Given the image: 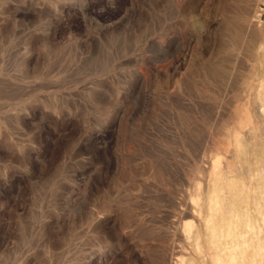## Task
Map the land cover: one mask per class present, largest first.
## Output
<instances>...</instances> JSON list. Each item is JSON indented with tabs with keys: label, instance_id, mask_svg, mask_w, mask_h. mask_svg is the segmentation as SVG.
Segmentation results:
<instances>
[{
	"label": "rangeland",
	"instance_id": "obj_1",
	"mask_svg": "<svg viewBox=\"0 0 264 264\" xmlns=\"http://www.w3.org/2000/svg\"><path fill=\"white\" fill-rule=\"evenodd\" d=\"M161 1L136 0L154 19L139 28L125 15L131 0H0V264H76L82 250L103 254L90 264H264V50L250 44L260 30L264 44V0ZM255 19L258 32L246 34ZM100 27L92 48L87 32ZM174 37L166 53L152 44ZM90 134L106 144L90 146ZM104 147L153 170L119 178L111 156L108 185L119 191L83 188ZM100 207L114 211L132 251L89 228Z\"/></svg>",
	"mask_w": 264,
	"mask_h": 264
},
{
	"label": "bare ground",
	"instance_id": "obj_2",
	"mask_svg": "<svg viewBox=\"0 0 264 264\" xmlns=\"http://www.w3.org/2000/svg\"><path fill=\"white\" fill-rule=\"evenodd\" d=\"M177 1V0H176ZM182 1H184V0H182ZM256 2H255V6L257 7V4L259 3V1H261V0H255ZM160 2H162L161 0H160ZM185 2V1H184ZM193 2V1H192ZM190 4H192L191 3V1L189 2ZM175 4V3H174ZM184 4V3H183ZM187 4V3H186ZM130 6H131V8H129V9H126V11H125V15H126V17L128 18V25H138V27L139 28H141L140 26H142V24H143V22H145V21H149L150 23H152V24H154V19H153V17H152V15H149L148 14V16H147V12L146 13H144L145 11H144V8L141 6V5H139L138 4V2H136V0H131V2H130V4H129ZM158 6L160 5V3H158L157 4ZM156 5V6H157ZM178 5V7H179V4H177ZM181 5V4H180ZM189 5V4H188ZM187 5V6H188ZM27 7H28V9L29 10H31V11H33V7H32V4L31 5H26ZM252 7V8H254L253 10H251V6H250V12L249 13H252V14H256V10H257V8L256 7ZM162 7V6H161ZM149 8H150V6H149ZM183 8H184V6H183ZM182 8V9H183ZM188 8V7H187ZM158 9V8H157ZM181 9V10H182ZM189 9V8H188ZM190 9H193V7H190ZM26 10V9H25ZM180 10V9H179ZM159 11V10H158ZM82 12H83V10H82ZM143 13V14H142ZM144 14H146V15H144ZM258 14V13H257ZM251 18H253L252 16H250ZM162 18V17H161ZM255 18H256V15H255ZM248 19H249V17H248ZM248 19H246V20H248ZM252 20V19H251ZM83 21H84V19H83ZM245 21V20H244ZM243 22V21H242ZM241 22V23H242ZM248 22H249V20H248ZM94 24H96V23H94ZM220 24V23H219ZM260 24V23H259ZM259 24L256 22V19H255V21L253 20V21H250V23H249V25H248V27H247V30H246V28L244 29V30H246L247 31V33L246 34H249V32H251V31H254V32H258V27H259ZM97 25V24H96ZM117 25V24H116ZM211 25V24H210ZM210 25H208V26H210ZM243 25V24H242ZM98 26V25H97ZM118 26H120V25H118ZM223 27V26H222ZM116 28V27H115ZM133 27H129V30L130 31H132L131 29H132ZM143 28V27H142ZM211 27H207L206 28V31L208 32V30L210 29ZM221 28V27H220ZM219 28V29H220ZM243 28H244V26H243ZM243 28L241 29V28H239V29H241V30H243ZM119 29V28H118ZM127 30V29H126ZM138 30V29H137ZM143 30V29H142ZM256 30V31H255ZM103 31V28H99V29H97V31H96V35L95 34H93V33H90V32H87V35H88V40L90 41V43L92 44V48L93 47H96V45H97V43H98V37L99 36H102L103 34L101 33ZM128 31V30H127ZM210 31H211V29H210ZM244 32V31H243ZM254 32H253V34H254ZM260 32V34L258 35H256V36H252L253 38H252V40H251V43L250 44H252V46H253V48L255 49V50H257L258 49V52L259 51H261V49L262 50H264V44L262 45L261 43H262V40H261V30L259 31ZM106 33V32H105ZM128 33V32H127ZM130 33V32H129ZM139 33V32H138ZM204 33H206V32H204ZM239 33H240V31H239ZM245 33V32H244ZM100 34H102V35H100ZM243 34V33H242ZM251 34V33H250ZM253 34H251V35H253ZM237 35H239V34H237ZM245 35V34H244ZM243 35V36H244ZM105 36H106V34H105ZM104 36V37H105ZM242 36V37H243ZM246 36H248V35H246ZM242 39V38H241ZM245 39H247V37H245ZM250 39V38H249ZM168 40H169V38H168ZM177 37H174L173 39H171L170 41H169V43H168V45H165L164 44V42H163V40H162V42L160 43V42H156V41H152V44L155 46H159L160 48H161V50L162 51H164V53H166V52H168V50L172 47V46H174V45H176V42H177ZM244 41V40H243ZM102 42V41H101ZM150 42V41H149ZM245 45H246V43H245ZM244 45V46H245ZM210 46V45H209ZM243 46V45H242ZM243 46V47H244ZM206 47H208V46H206ZM246 47V46H245ZM211 48V47H210ZM247 48V47H246ZM249 48H251L250 46H249ZM205 49V48H204ZM240 49H241V47H240ZM255 50H254V52H255ZM207 51V50H206ZM241 51H243V50H241ZM205 52V51H204ZM240 52H238V54H239ZM248 53V52H247ZM257 53V52H256ZM205 54H207V53H205ZM252 54V53H251ZM259 54V53H258ZM240 55V54H239ZM247 55V54H246ZM249 55H250V53H249ZM238 56V55H237ZM249 57V56H248ZM237 58V57H236ZM239 58H240V56H239ZM246 58V57H245ZM158 60V59H157ZM181 60V59H180ZM184 60V59H183ZM187 60V59H186ZM185 60V61H186ZM239 60V59H238ZM247 60V59H246ZM254 60V59H253ZM174 61V60H173ZM177 61V60H176ZM236 62V61H235ZM183 63V62H182ZM185 63V62H184ZM186 63H187V61H186ZM235 64H238V63H235ZM175 65V64H174ZM184 65V64H183ZM157 66V65H156ZM171 66V65H170ZM181 65H179V67H180ZM148 67V66H147ZM169 67V66H168ZM173 67V66H172ZM175 67V66H174ZM173 67V68H174ZM165 68H167V67H165ZM167 69H169V68H167ZM172 69V68H171ZM163 70V69H162ZM173 70V69H172ZM171 70V71H172ZM165 71H166V69H165ZM165 71H163V72H165ZM149 72H150V74L152 75V76H154V77H156V76H158V75H160V72H162L160 69H158V68H156V67H149ZM166 73H168V72H166ZM171 73V72H170ZM172 73H173V71H172ZM162 74V73H161ZM163 76V75H162ZM161 76V77H162ZM172 76V75H171ZM170 76V77H171ZM159 77V76H158ZM164 78H165V76H163ZM162 77V78H163ZM167 77V76H166ZM174 77V76H173ZM153 78V77H152ZM156 79H157V77H156ZM171 79H173V78H171ZM167 80V79H166ZM146 81H147V77H145L144 76V74H142V73H140L137 77H136V80H135V86L136 87H139V88H143L145 85H146ZM169 83L170 82H172L171 80L170 81H168ZM163 83H166V84H162V85H167V82H164L163 81ZM108 86V85H107ZM147 87V86H146ZM164 88V87H163ZM167 88V87H166ZM141 90V89H140ZM148 90V89H147ZM142 91V90H141ZM151 91V90H150ZM142 95V94H141ZM251 134V133H250ZM255 134V133H254ZM238 136H239V134H237ZM210 136V135H209ZM101 137V136H100ZM99 136L98 137H96L94 134H90V135H88V142L89 143H91V145L90 146H92V145H96V146H98V145H100L101 143H103V145L104 144H106V142H104V139L103 138H100ZM211 137V136H210ZM240 137V136H239ZM107 139V138H106ZM211 139V138H210ZM209 139V142L211 141ZM235 139H236V137H235ZM256 139H257V137H256ZM237 141H238V139H236ZM235 140V141H236ZM106 141V140H105ZM115 141V140H114ZM110 142V141H109ZM212 143V142H211ZM205 144V143H204ZM206 144H208L207 142H206ZM95 146V147H96ZM94 147V146H93ZM205 147H207L208 148V145L207 146H205ZM240 144H238V148L240 149ZM204 148V147H203ZM209 148H210V146H209ZM92 149V148H91ZM100 149V148H99ZM204 149H206V148H204ZM203 149V150H204ZM211 149V148H210ZM88 151V150H87ZM101 151H104L105 152V156H106V159L107 160H105V161H103V162H101V163H98V164H96V165H94V167H95V173H89V175H87V183H86V185H85V183H84V185H85V187H83V188H86V189H88V190H91L92 188H96V190L97 189H99V188H101L100 186H103L102 188H104V186L106 185L107 187L109 186L108 185V183H109V180L108 179H110L109 178V173H110V171H111V169H112V161H111V156H114L115 157V170H116V174L118 175V174H120V176H119V178H123L124 177V175H131V174H136V176H139V177H141V176H143V175H145L148 171H152L153 170V167L151 166V165H148V164H145V163H143V161H142V163L140 164H137V163H135V157L136 156H133L131 153L132 152H130V154H125V153H122L123 154V156H120V155H117L118 154V152H117V150L116 151H114V153H112L111 152V150L109 151V149L107 148V147H104L103 149H101ZM205 152V151H204ZM203 152V153H204ZM225 152V151H224ZM230 152V151H229ZM101 153V152H100ZM103 153V152H102ZM209 152H207V154H208ZM219 153V152H218ZM101 155H103V154H101ZM135 155V154H134ZM226 155V154H225ZM229 155V154H228ZM97 157V156H96ZM95 157V158H96ZM102 157V156H101ZM99 158V157H98ZM138 158V157H137ZM199 158V157H198ZM217 158H220V159H222V158H224V157H222V155H219ZM139 159V158H138ZM204 159H205V157H204ZM98 160V159H97ZM143 160V159H142ZM199 160H201L200 158H199ZM211 160V159H210ZM99 161V160H98ZM205 161V160H204ZM204 161H202V163L204 162ZM215 161V160H214ZM221 161V160H220ZM223 161H224V159H223ZM222 161V162H223ZM198 162H200V161H198ZM97 163V162H96ZM147 163V162H146ZM205 164H201V165H203V167H205V168H207L205 165L207 164L206 162H204ZM217 163H218V160H217ZM221 163V162H220ZM114 164V163H113ZM213 164V163H212ZM223 164V163H222ZM218 165H220L219 163H218ZM208 166V165H207ZM215 166V165H214ZM220 166H222V165H220ZM220 166H219V168H220ZM113 167H114V165H113ZM218 168V169H219ZM217 169V168H216ZM155 170V169H154ZM89 171H90V169H89ZM263 171V170H262ZM113 172V171H112ZM208 172V171H207ZM211 172V171H210ZM216 172V171H215ZM215 172H213V173H215ZM240 172V171H239ZM245 172V171H244ZM151 173V172H150ZM209 173V172H208ZM84 174V173H83ZM94 174L97 176L98 175V182H100V183H97V182H95V177H94ZM115 174V173H114ZM149 174V173H148ZM216 174V173H215ZM241 174V173H240ZM246 174V173H245ZM210 175V174H209ZM209 175H208V177H209ZM247 176V175H246ZM116 177V176H115ZM146 177V176H145ZM126 178V177H125ZM142 178H144V176L142 177ZM207 178V177H206ZM229 178V177H228ZM209 179V178H208ZM125 180V179H124ZM144 180V179H143ZM126 181V180H125ZM128 181V180H127ZM147 181V180H146ZM129 182V181H128ZM140 182H142V181H140ZM147 183V182H146ZM133 184V183H132ZM79 186V185H78ZM81 186V185H80ZM136 186V185H135ZM199 186H201V185H199ZM226 186V185H225ZM230 186V185H229ZM232 186V185H231ZM130 187H131V185H130ZM106 188V187H105ZM138 188V187H137ZM202 187H198V191H200L199 189H201ZM222 188V187H221ZM108 189H109V191L111 192H113L112 194H114V192H116L117 191V189L115 190L114 189V187L112 186L111 188H110V186L108 187ZM244 189H245V184H242V186H241V190H242V192L244 191ZM69 190H70V192H71V194H72V197H73V199L74 198H78V197H80V196H83L84 198H87V195L85 194V193H82V192H80V190L79 189H74V188H71V187H69ZM95 190V189H94ZM221 190H223V189H221ZM225 190V189H224ZM92 191H93V189H92ZM108 191V192H109ZM119 191V190H118ZM117 191V192H118ZM124 191V190H123ZM91 192V191H90ZM94 192V191H93ZM95 192H97V191H95ZM109 192V193H110ZM116 192V193H117ZM99 193V192H98ZM123 193V192H122ZM121 193V194H122ZM214 193V192H213ZM111 194V193H110ZM115 195V194H114ZM117 195V194H116ZM164 195V194H163ZM234 195V194H233ZM95 196H96V193H95ZM97 196H99V195H97ZM121 196V195H120ZM166 196H168V195H166ZM103 197V196H102ZM168 198H169V196H168ZM196 198H198V197H196ZM196 198H195V200L193 201V203H194V206H195V210L193 209V212H192V214H190L189 216L191 217V215H192V220L191 221H189L190 223H188L187 225L186 224H184V225H186V226H184L185 228H186V230H185V232H186V236L188 237V239H190V238H192V235H193V233H194V229H195V226H194V224H195V222L197 221V220H199V215H200V211H201V203H200V201H199V199H200V197L196 200ZM101 201H102V199H100ZM212 201V200H211ZM255 202H257V200H255ZM72 203H74V202H72ZM76 203V202H75ZM99 203V202H98ZM101 203V202H100ZM102 204V203H101ZM73 205V204H72ZM97 205H100V204H97ZM216 205H217V203H216ZM83 206V205H82ZM215 205L213 204V207H214ZM212 207V203H211V207L210 208H213ZM238 207V206H237ZM110 208V207H109ZM116 208V207H115ZM228 208V207H227ZM83 209V208H82ZM113 209V208H112ZM247 210V209H246ZM116 211H118L119 212V210H117L116 209ZM231 211V210H230ZM70 212V211H69ZM82 212H83V210H82ZM84 213V212H83ZM231 213V212H230ZM85 214V213H84ZM184 214H185V212H184ZM70 215V214H69ZM77 215H80V214H78V212H77ZM116 215H117V213H116ZM84 216V215H83ZM87 216V215H86ZM201 217V216H200ZM235 215H234V219H235ZM85 218V217H84ZM83 218V219H84ZM116 217H114V211L113 212H109L108 210H106V208L105 207H100L98 210H94V211H92V212H90L89 214H88V216H87V220H88V226H89V228L90 229H92V230H96V231H98V232H102V233H104V234H102V240H103V243L105 242V241H114V242H116L117 244H118V246H119V248L121 247L122 249H125V250H127V251H129V250H131V248H132V246L130 245V241H128L126 238V234L124 235V234H122V233H120V231L118 232L117 231V229H116V222L115 221H117L118 220V218H117V220L115 219ZM183 218V217H182ZM185 218V217H184ZM187 218V217H186ZM185 218V219H186ZM238 218V217H237ZM242 218V217H241ZM71 220H75V216H74V214L72 215V217H71ZM78 220H79V217H78ZM240 218L237 220V221H239L240 222ZM214 220L210 217L208 220H207V226L208 227H210V228H212V223H214L213 222ZM60 223L58 222V221H55V222H53V224H51V225H49V226H47V228L48 229H46V240H47V243H48V248L51 250V252H55L56 251V249H60L58 246L61 244V242H60V240H59V237H58V233L57 232H55V228L56 227H58V225H59ZM86 224H87V222H86ZM85 224V225H86ZM77 225V224H76ZM78 226V225H77ZM76 226V227H77ZM214 226V225H213ZM59 228V227H58ZM85 230V229H84ZM119 230V229H118ZM253 230H255V229H253ZM98 232H97V234H98ZM216 231H215V229H213V236L216 234L215 233ZM68 233H67V237H68ZM231 235H232V230L231 229H229L228 231H227V233H226V236H227V238H229V237H231ZM73 235L71 234L70 236H69V240H70V243L72 242V237ZM240 237L241 238H243V234H240ZM62 239V238H61ZM95 239V238H94ZM187 239V240H188ZM255 239H256V237H255ZM98 240V239H97ZM130 240V239H129ZM257 240V239H256ZM68 241V240H67ZM99 241V240H98ZM91 242V241H90ZM94 242V241H93ZM96 242V241H95ZM100 242V241H99ZM251 242H253L252 240H251ZM68 243V242H67ZM98 243V242H97ZM110 243V242H109ZM188 243V242H187ZM258 243V242H257ZM90 244V243H89ZM132 244V243H131ZM254 244V243H253ZM256 244V243H255ZM62 245V244H61ZM188 245V244H187ZM77 246V245H76ZM104 246V245H103ZM256 246H257V244H256ZM63 247V246H62ZM68 247H69V245H68ZM91 247V246H90ZM133 247H135L134 245H133ZM258 248L260 247L259 246V244H258V246H257ZM77 248V247H76ZM62 249V248H61ZM69 249L71 250V247H69ZM91 249V248H90ZM137 250V249H136ZM165 250V249H164ZM169 250V249H168ZM206 250V249H205ZM85 251L86 250H82L81 251V254L79 255V256H77V258H76V264H90L91 262H94L95 260H97L98 258H102V256H103V254L101 253V252H98V251H95V252H92L91 254H89V255H87V254H85ZM132 251V250H131ZM170 251V250H169ZM168 251V252H169ZM70 252V251H69ZM71 252H74V253H76V251H75V247H73L72 248V250H71ZM167 251H165V253H168ZM134 252H131V253H129L130 254V256L131 257H133L134 256V254H133ZM163 254H164V251L162 252ZM162 253H161V256H162ZM171 253V252H170ZM258 254V253H257ZM167 255V254H166ZM168 256V255H167ZM104 257V256H103ZM140 256H138V259H140L139 258ZM169 257H170V254H169ZM258 257V256H257ZM134 258V257H133ZM136 258V257H135ZM172 258V257H171ZM74 259V258H73ZM163 259V258H162ZM164 260V259H163ZM171 260V259H170ZM156 261V260H155ZM160 261H161V259H160ZM138 262V261H137ZM161 262H164V263H162V264H170V262H169V260L168 259H166L165 261H161ZM176 262H177V260H176ZM29 263V262H28ZM33 263V262H32ZM58 263V262H57ZM31 264V263H30ZM34 264H38L37 263V261H35V263ZM93 264V263H92ZM160 264V263H159ZM181 264H186V262H184V260H183V262L181 263Z\"/></svg>",
	"mask_w": 264,
	"mask_h": 264
}]
</instances>
